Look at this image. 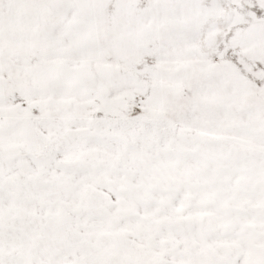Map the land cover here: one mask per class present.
Instances as JSON below:
<instances>
[{
	"label": "snow or ice",
	"instance_id": "6c2138e0",
	"mask_svg": "<svg viewBox=\"0 0 264 264\" xmlns=\"http://www.w3.org/2000/svg\"><path fill=\"white\" fill-rule=\"evenodd\" d=\"M0 264H264V0H0Z\"/></svg>",
	"mask_w": 264,
	"mask_h": 264
}]
</instances>
